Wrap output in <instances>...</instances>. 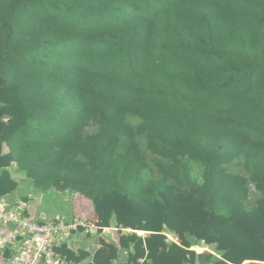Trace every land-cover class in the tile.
Returning a JSON list of instances; mask_svg holds the SVG:
<instances>
[{
  "label": "trees",
  "instance_id": "16d2710c",
  "mask_svg": "<svg viewBox=\"0 0 264 264\" xmlns=\"http://www.w3.org/2000/svg\"><path fill=\"white\" fill-rule=\"evenodd\" d=\"M12 168L117 229L76 263L264 264V0H0Z\"/></svg>",
  "mask_w": 264,
  "mask_h": 264
},
{
  "label": "built area",
  "instance_id": "2783aa9c",
  "mask_svg": "<svg viewBox=\"0 0 264 264\" xmlns=\"http://www.w3.org/2000/svg\"><path fill=\"white\" fill-rule=\"evenodd\" d=\"M98 229L85 219L37 220L30 215L27 203L12 204L0 197V264H86L69 260L57 250L65 246L77 254L80 249L71 246L74 235H97ZM106 232L109 231L104 230L102 234ZM167 238L174 241L170 234Z\"/></svg>",
  "mask_w": 264,
  "mask_h": 264
},
{
  "label": "rangeland",
  "instance_id": "374dc122",
  "mask_svg": "<svg viewBox=\"0 0 264 264\" xmlns=\"http://www.w3.org/2000/svg\"><path fill=\"white\" fill-rule=\"evenodd\" d=\"M4 151L7 152V148H4ZM13 177L19 181V189L14 193L11 198L9 197V201H18L24 200L26 198H30V205L32 207L31 212L35 219L37 220H55L61 219L66 222H73L76 220V212L77 210L82 211V219H85L87 223L94 225L97 219L92 203L84 198L81 195H77L73 192H58L57 190H50L46 192H42L37 190L31 180L26 179L23 175L17 173L16 169H10ZM76 206V207H75ZM81 218H78L79 220ZM93 231V230H89ZM127 232V230L125 231ZM109 233V234H107ZM104 235H96L94 234L91 241L87 244L91 252H94L96 247L98 246L99 237H104L108 241H112L117 237V232L113 229L107 232ZM141 237H145L146 234H139ZM85 246V248H87ZM203 247V246H202ZM209 250V249H207ZM205 250V251H207ZM120 264H125L126 255L122 254L120 257Z\"/></svg>",
  "mask_w": 264,
  "mask_h": 264
},
{
  "label": "crops",
  "instance_id": "0c3cea01",
  "mask_svg": "<svg viewBox=\"0 0 264 264\" xmlns=\"http://www.w3.org/2000/svg\"><path fill=\"white\" fill-rule=\"evenodd\" d=\"M12 174V173H11ZM21 175V174H20ZM13 176V175H12ZM14 178V177H13ZM15 179V178H14ZM16 180V179H15ZM17 181V180H16ZM18 182V188H17V190L19 189V181H17ZM16 190V191H17ZM15 191V192H16ZM14 192V193H15ZM14 193L13 194H11V195H9V196H7V197H4V198H6L7 200H8V198L10 197L11 198V196H13L14 195ZM30 200L32 199L31 198V196H30V198H29ZM28 198H26V199H22V200H18V201H9L10 203H12V204H16V203H19V202H25V203H27V205H28V207H29V213H30V215L33 217V215H32V212H31V209H32V207H31V205H30V200H29ZM76 207V206H75ZM76 214V219H78V218H81L82 216H84L83 214H82V211H80V210H77V212L75 213ZM82 219V218H81ZM41 221H44V220H41ZM46 221V220H45ZM98 235H101V234H99L98 233ZM103 235V234H102ZM93 234H90V233H88L87 235H85L84 233L83 234H75L74 235V237H73V239H72V241H71V246L74 248V249H80V250H85L86 252H89L91 255H94V253L97 251V249L100 247V240H102V239H104V240H106L104 237H99L100 239H99V241H98V246L96 247V249H95V251L94 252H91L90 251V249H89V247L87 246V244L91 241V239L93 238ZM85 246H87V248H85ZM79 250V251H80ZM78 251V252H79ZM90 261H91V259H88V260H86L84 263H86V264H88V263H90ZM115 264H120L119 263V261H117Z\"/></svg>",
  "mask_w": 264,
  "mask_h": 264
}]
</instances>
